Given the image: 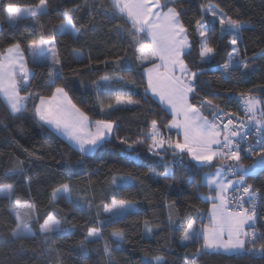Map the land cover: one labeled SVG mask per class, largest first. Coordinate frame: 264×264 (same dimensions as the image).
<instances>
[{
	"label": "trees",
	"instance_id": "1",
	"mask_svg": "<svg viewBox=\"0 0 264 264\" xmlns=\"http://www.w3.org/2000/svg\"><path fill=\"white\" fill-rule=\"evenodd\" d=\"M8 0H5L7 3ZM20 7L35 5L38 0H12ZM47 15L33 20L22 17L15 25H9L4 15L0 14V50L17 40L22 42L27 57V42L32 39L55 40L62 60L61 78L46 86L49 68L41 63L29 61L28 68L35 72L31 84L21 91L30 97L26 101L25 113L14 118L0 97V187L13 185V193L0 196V264H108L103 248L105 242L113 249L114 264H144L146 258L163 255L167 264H264V259L249 254L228 255L222 252H202L197 255V248L202 241L197 240L185 248L180 241L187 224L193 219L195 225L201 223V214H206L208 201L202 197L209 192L208 186H199L203 172L212 167H193L189 170L177 165L175 175L163 178V164L173 158L171 150L166 159L156 163L158 158L148 151L150 141L135 143L137 137L147 131L152 119H157L160 130L165 137L174 141L178 134L165 127L170 114L148 94L144 96L147 85L143 69L136 60L135 47L131 43L128 29L130 22L126 17H119L110 23L103 20L96 11L101 3L104 11H113L110 0H47ZM80 5L74 14V23L80 29L79 38L60 35L53 31L54 25L64 19L65 10ZM95 5V7H93ZM183 8L182 22L189 27V38L193 44L192 51L186 56V63L193 71H204L199 77L198 96L192 102L204 109L219 105L227 113L240 114L241 102L239 93L250 92L264 100V0H172V5ZM212 6L225 12L233 19L250 21L252 28L242 32V42L238 45L241 58H249V68H234L231 74L224 73L219 65L228 58L232 46L228 44L229 36L222 34L218 21H209V43L216 48L215 55L207 61H201L198 52V37L193 31L196 19H199L201 7ZM95 19L103 24L95 31L90 22ZM121 25V31L114 30ZM87 26V27H86ZM141 45L146 46L148 39L140 34ZM78 51L82 59H76L73 51ZM255 54V59H252ZM121 57L119 69L115 63ZM119 70L125 81L117 84H101L99 95L93 87V81H99L105 74ZM64 86L72 102L82 109L92 120L107 119L115 121L118 128L92 154L81 156L79 151L71 148L63 139L52 133L47 127H41L33 116L34 106L40 95H50L53 87ZM133 93H137L133 95ZM205 93H212L205 96ZM117 96L131 97L140 101L138 107L130 110L109 113L102 110V105L114 103ZM206 115H211L205 112ZM132 143V151L121 139ZM130 155L138 157L129 159ZM239 161L245 168H250L257 155L241 154ZM188 157L185 155V161ZM22 163L23 171H13ZM134 179L125 183H112L113 177L128 176ZM64 182H70L73 188V199L54 201L51 197L53 188ZM247 182L264 192V167H257L255 177H247ZM112 199L127 200L135 204L131 215L111 217L102 225L103 239L87 243L80 242L87 235V228L97 226V208L101 200L111 203ZM30 201L35 205L31 211L34 235L21 241L14 240L10 228L15 226L12 207ZM89 203L92 204L89 207ZM248 207V205H247ZM173 215V224L169 226V213ZM56 212L66 222L67 231L53 234L45 242L39 232V223L48 213ZM103 217V209L100 208ZM260 216L264 217V197L260 200ZM147 219L153 227L147 233L143 221ZM203 220V218H202ZM264 224V220L259 221ZM259 224L257 227H259ZM73 225H76L73 228ZM114 228L124 230V238L117 239L111 235ZM260 233H258L259 235ZM264 243L258 240L256 246ZM23 245V247H21ZM252 245H247L251 247ZM51 249V251H50ZM115 249H119L115 251Z\"/></svg>",
	"mask_w": 264,
	"mask_h": 264
},
{
	"label": "snow or ice",
	"instance_id": "2",
	"mask_svg": "<svg viewBox=\"0 0 264 264\" xmlns=\"http://www.w3.org/2000/svg\"><path fill=\"white\" fill-rule=\"evenodd\" d=\"M110 3L113 11H104L103 3L96 8V11L108 23L119 17H126V23L130 22L131 28L127 31L131 43L138 45L135 47L136 60L140 66L145 63L150 64L143 69L147 77L144 96L147 97L151 93V98L158 97L161 110L170 111L172 117L165 127L178 130V138L173 141L170 136L163 135L158 120L152 119L147 131H142L135 143L150 141L148 151L153 157L158 158L156 163L165 160L167 152L171 150L172 160L163 164L164 179L175 175L177 165L185 170L197 166L216 167L215 172L202 177L198 185L199 187L206 184L209 191L215 193L206 197L211 202L210 220L204 224L201 218L200 229L195 227V219L189 222L181 235V244L187 248L189 244L202 238L203 245L197 248V255L202 252L211 254L213 251H222L228 255L249 254L264 259V243L259 247L256 246L258 240L264 239V224H259V221L264 220L259 214L260 200L264 197V192L254 184L247 183V177L256 176L258 166L264 167V100L251 95L250 92L239 93L245 119L232 113H225L219 105H212L211 101H207L210 105L207 109H204V101H201L200 107H197L192 99L200 94L198 80L204 71H193L186 63V56L192 51L193 44L189 38V27L182 22L183 8L170 6L172 0H110ZM79 10L80 5L65 10L64 19L54 25L53 31L78 39L80 29L74 23V14ZM47 13V0H38L37 4L24 7L15 5L12 0H8L7 3L5 0H0V14L5 16L9 25H15L22 17L37 20ZM199 16L200 18L195 20L193 31L199 38L198 55L201 61L210 60L216 53V48L209 43L210 29L207 17H211L213 21H218L221 33L230 37L228 44L232 46L227 60L219 65V68L229 75L234 68L242 67L247 70L249 58L247 56L241 58L238 45L242 42V32L253 27L251 22L233 19L212 6H202ZM90 26L95 31L98 26L103 27V24L93 19ZM121 28L122 26L117 24L114 30L119 32ZM140 34H146L151 42L146 46L141 45ZM27 50L34 63H41L49 68L48 80L45 83L47 87H51L62 75L59 67L62 65V60L56 41L43 39L41 33L40 39L27 42ZM73 55L76 59H82L78 51L74 50ZM260 55H264V50ZM122 59L126 57L116 58L118 69ZM252 59H255V54ZM34 76L35 72L31 71L25 62L21 41L12 42L0 50V97L3 98L14 118L22 117L25 113L26 101L30 97L22 96L21 91L31 84ZM108 82L117 84L123 82L125 85L133 83L130 80L125 81L119 70H114L111 74L105 73L99 81H93V87L98 95L101 84ZM135 94L137 93H133ZM209 94L212 93L204 95ZM139 104L140 101L130 96H117L114 103L102 105V110L106 107L109 113L125 111L138 107ZM205 112L211 115V119ZM33 116L40 122L41 127H47L63 137L71 148L79 151L82 157L109 142V138L118 128L115 121L91 120L84 111L72 103L65 87L59 85L54 88L51 95L39 96V103L34 106ZM253 128L255 143L242 148L247 136L253 134ZM180 136L182 139L179 138ZM120 143L127 144L129 151L133 150L132 143L126 138L121 139ZM242 152L256 153L259 157L258 163L250 168L240 165ZM185 155L188 157L187 161ZM129 159L136 160L138 157L130 155ZM216 161L220 163L216 165ZM22 163L19 162L13 171L22 172ZM133 179L131 174L119 178L113 177L112 183L117 184L118 181L129 183ZM13 191L11 184L0 187V196L10 197ZM51 197L54 201L65 200L71 203L73 199L71 183L64 182L58 188H53ZM233 202L236 205L235 209L232 208ZM91 206L92 204L89 203V207ZM34 208L32 202L26 201L18 202L14 209L10 210L15 214V226L10 228V235L14 240L21 241L34 235L32 225L38 223V220L30 215ZM96 208L97 226L87 228V235L80 242L82 247L87 243L103 239L102 225L111 217L131 215L135 210V204L123 199H112L111 203L101 200ZM100 208L103 209V217ZM21 209L28 211L22 213ZM65 222L59 213H48L43 222L39 223V232L43 234L45 242H48L53 234L67 231L63 227ZM168 224L169 226L173 224L171 211ZM75 227L76 225H73V228ZM143 227L147 233L153 231L152 224L147 219L143 221ZM111 235L122 240L125 233L121 228H114ZM247 245L252 246L247 247ZM103 251L108 258V264H114V250L107 242ZM144 264H167V261L163 255L156 254L146 258ZM192 264H196V261L193 260Z\"/></svg>",
	"mask_w": 264,
	"mask_h": 264
},
{
	"label": "rangeland",
	"instance_id": "3",
	"mask_svg": "<svg viewBox=\"0 0 264 264\" xmlns=\"http://www.w3.org/2000/svg\"><path fill=\"white\" fill-rule=\"evenodd\" d=\"M214 9H217V8H214ZM6 22L8 23V21H7V19H6ZM9 24V23H8ZM27 57H28V59H29V61H31V62H33V60H32V57H31V55H30V53H29V51L27 50ZM27 57L25 56V54H24V59H25V62H27ZM27 64V63H26ZM28 67V66H27ZM58 86V85H57ZM56 87V86H55ZM55 87H53V89H52V91L54 90V88ZM66 90V89H65ZM51 91V92H52ZM22 96H25V95H23V94H21ZM50 95H51V93H50ZM49 96V95H48ZM70 98V97H69ZM37 103H39V99L37 100V102H36V104ZM73 103V102H72ZM82 110V109H81ZM83 111V110H82ZM33 112H34V109H33ZM171 118L172 117H170V119L169 120H171ZM91 119V118H90ZM92 120V119H91ZM93 121H95V120H93ZM49 129V128H48ZM52 133H54L55 135H57L58 137H60L61 139H63L66 143H67V141L63 138V137H61L60 135H58L57 133H55L54 131H52L51 129H49ZM180 139H182V136H180L179 137ZM176 140V139H175ZM174 140V141H175ZM68 144V143H67ZM78 151V150H77ZM92 154V153H91ZM90 155V154H89ZM220 162L219 161H216L215 162V164L216 165H218ZM229 163H233V162H231V161H229ZM240 165H241V163H239ZM215 170H216V167L215 166H213L209 171H206V172H203L202 173V175H201V178L202 177H204L205 175H207V174H209V173H213V172H215ZM247 183H249V182H247ZM6 187V186H5ZM209 188V187H208ZM215 193L214 192H208V193H206V194H203L202 195V197L204 198V199H206V197L208 196V195H214ZM207 200V199H206ZM208 201V200H207ZM208 207H207V209H206V214H204V215H202L201 214V218H203V223L204 224H207L208 222H209V220H210V208H211V202L210 201H208ZM16 205V204H15ZM15 205L12 207V209H14V207H15ZM245 207H247V205H245ZM22 213H24V212H27L28 210L27 209H21L20 210ZM13 214H14V212H13ZM30 215L33 217V213L32 212H30ZM14 216H15V214H14ZM195 227L197 228V229H200L201 228V223H198L197 225H195ZM226 238V237H225ZM202 245H203V242H202ZM213 252H215V251H213ZM222 252V251H221ZM223 253V252H222ZM192 264V263H191Z\"/></svg>",
	"mask_w": 264,
	"mask_h": 264
},
{
	"label": "built area",
	"instance_id": "4",
	"mask_svg": "<svg viewBox=\"0 0 264 264\" xmlns=\"http://www.w3.org/2000/svg\"><path fill=\"white\" fill-rule=\"evenodd\" d=\"M225 113H227V112H225ZM232 114H234V113H232ZM235 115L239 116L241 119H245V114H244V110H243V107L242 106H241L240 114H235ZM224 122H226V120ZM252 133H253L252 135H248L247 136V141L244 144H242V148H247L248 144H254L255 143V136H254L255 129L254 128L252 129ZM242 154L257 155L256 153H243V152H242ZM230 195H231V193H230ZM232 208L233 209L236 208V205H235L234 202L232 204Z\"/></svg>",
	"mask_w": 264,
	"mask_h": 264
},
{
	"label": "crops",
	"instance_id": "5",
	"mask_svg": "<svg viewBox=\"0 0 264 264\" xmlns=\"http://www.w3.org/2000/svg\"><path fill=\"white\" fill-rule=\"evenodd\" d=\"M144 36H146V34H144ZM146 38L148 39V43L147 44H149L151 41H150V38H148L147 36H146ZM146 64V66L145 67H148V66H150V64H148V63H145ZM143 74H144V71H143ZM144 76H145V78H146V83H147V77H146V75L144 74ZM149 95L151 96V93H149ZM2 98V97H1ZM3 99V98H2ZM153 99H155L158 103H159V99H158V97L157 98H153ZM4 101V100H3ZM5 103V102H4ZM6 104V103H5ZM160 104V103H159ZM169 114H170V111H167ZM170 116H171V114H170ZM170 130H172V131H174L176 134H178V130L177 129H170ZM203 242V241H202Z\"/></svg>",
	"mask_w": 264,
	"mask_h": 264
},
{
	"label": "water",
	"instance_id": "6",
	"mask_svg": "<svg viewBox=\"0 0 264 264\" xmlns=\"http://www.w3.org/2000/svg\"><path fill=\"white\" fill-rule=\"evenodd\" d=\"M258 161H259V157H258V155H257V156L255 157V160H254V163H253V164H257ZM253 164H252V165H253ZM252 165H251V166H252Z\"/></svg>",
	"mask_w": 264,
	"mask_h": 264
}]
</instances>
